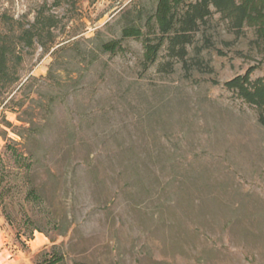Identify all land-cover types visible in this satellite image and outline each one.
I'll use <instances>...</instances> for the list:
<instances>
[{
    "label": "rangeland",
    "instance_id": "1",
    "mask_svg": "<svg viewBox=\"0 0 264 264\" xmlns=\"http://www.w3.org/2000/svg\"><path fill=\"white\" fill-rule=\"evenodd\" d=\"M140 5L150 9L153 0H0L3 30L5 18L29 27L42 12L58 23L43 42L24 47L21 74L29 91L58 98L39 134L46 145L39 177L59 222L32 210L45 232L29 237L19 203L10 206L14 225L0 206V227L36 264L57 252L61 264H264V125L222 84L253 68L254 79L264 78L261 43L216 14L201 63L145 73L139 40L125 39L123 53L99 49L121 38ZM21 119L47 124L34 102L18 113L0 107V151L23 142L15 129ZM193 170L206 172L205 186L195 187ZM35 235L44 243L32 249Z\"/></svg>",
    "mask_w": 264,
    "mask_h": 264
},
{
    "label": "trees",
    "instance_id": "2",
    "mask_svg": "<svg viewBox=\"0 0 264 264\" xmlns=\"http://www.w3.org/2000/svg\"><path fill=\"white\" fill-rule=\"evenodd\" d=\"M216 14L229 30L238 34L246 28L251 29L264 52V0H153L150 9L140 5L127 15L120 39L104 40L100 42L99 49L110 54L123 53L127 51L123 41L137 39L142 44L139 61L142 72L146 73L151 67L157 66L159 71L169 73L174 70L177 61L189 70L193 63H201L198 53L211 45L208 30L213 27L212 20ZM4 21L9 27L5 30L0 28V107L18 113L22 109L27 111L30 103L34 102L45 111L47 123L43 128L32 120L21 119L23 125L15 129L23 142L12 140L5 144L4 151H0V206L5 222L14 225L15 216L10 211V206L20 203L18 211L22 216L21 222L29 230V237H32L35 231L45 232L43 226L34 218L35 213L32 215V210H38L37 216H42L49 223L59 224L48 203L47 184L39 177V167L43 163V152L46 148L45 143H40L39 134L43 130L45 132L55 117L58 98L50 92L43 100L38 92L29 91L30 78L23 82L21 66L25 58L24 47L32 48L36 41L43 42L45 36L51 34L52 28L58 23L43 12L29 27L17 26L6 18ZM203 29V45H195V55L189 59V48L194 46L196 34ZM254 69H248L222 84L241 100L255 107L259 121L264 125V78L254 79ZM219 83L218 81L217 84ZM8 125L13 126L11 123ZM133 150L134 148H129L124 153L130 161L134 158ZM50 173L56 176L52 169ZM205 175L206 172L193 170L191 178L197 189L205 186ZM12 180H16L15 183ZM63 261L64 256L57 252L47 262L61 264ZM73 264L88 263L74 261Z\"/></svg>",
    "mask_w": 264,
    "mask_h": 264
},
{
    "label": "crops",
    "instance_id": "3",
    "mask_svg": "<svg viewBox=\"0 0 264 264\" xmlns=\"http://www.w3.org/2000/svg\"><path fill=\"white\" fill-rule=\"evenodd\" d=\"M31 248H37L38 245L33 246L34 242L44 243L38 235H35L34 240H31ZM0 264H36L29 259L27 253L23 251L18 245L13 244L11 236L5 231L0 230Z\"/></svg>",
    "mask_w": 264,
    "mask_h": 264
}]
</instances>
